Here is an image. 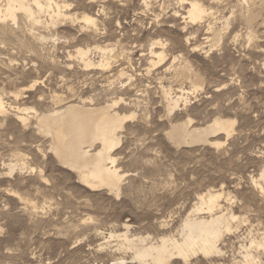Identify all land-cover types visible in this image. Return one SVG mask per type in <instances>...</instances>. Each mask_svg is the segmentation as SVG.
<instances>
[{
	"label": "rangeland",
	"instance_id": "rangeland-1",
	"mask_svg": "<svg viewBox=\"0 0 264 264\" xmlns=\"http://www.w3.org/2000/svg\"><path fill=\"white\" fill-rule=\"evenodd\" d=\"M7 1L0 0V264H139L110 234L147 245L180 239L208 193L221 195L214 213L228 219L219 253L169 264H245L243 254L264 264V193L256 186H264V0H54L65 15L58 25L34 5L44 0H28L34 19L11 17ZM197 1L207 12L198 22L188 14ZM85 16L96 27H86ZM79 50L88 52L83 60ZM167 91L182 99L173 113ZM114 102V112L134 115L112 152L125 175L119 196L81 182L37 125L69 104ZM215 118L236 121V133L191 147L168 136L175 124L205 127ZM136 136L146 141L142 156L134 154ZM153 157L147 175L131 174L133 160Z\"/></svg>",
	"mask_w": 264,
	"mask_h": 264
},
{
	"label": "bare ground",
	"instance_id": "bare-ground-1",
	"mask_svg": "<svg viewBox=\"0 0 264 264\" xmlns=\"http://www.w3.org/2000/svg\"><path fill=\"white\" fill-rule=\"evenodd\" d=\"M7 3L5 11L11 17H13L15 11H22L34 19L35 14L31 8L32 6L28 4V0H8ZM34 5L37 6L41 13L47 14L50 17L51 23L54 25H58L60 20L65 17L64 13L62 14L63 10L61 12L62 6L60 5V7L58 2H54V0H44L43 2L35 1ZM189 6L190 9L188 14L192 21L202 20L204 14L207 13L198 1L191 2ZM83 20L86 23V27H96L97 25L96 20L91 16H85ZM87 54L88 52L79 50V56L82 57V60ZM162 56L163 55H160V57ZM91 66H93V64L87 62L86 67ZM166 93L169 95L166 102L168 104L169 112L173 113L180 108V102H182V99L181 97H172V94L168 93V91ZM165 95L166 94H164V96ZM116 105H118V102L99 108L69 104L65 108L38 116L39 119H37V125L41 128L42 133L52 136L54 143L51 148L55 152L57 158L65 166L77 171L81 182L91 189H107L116 196H119L122 191L121 185L124 181L125 175L120 174L119 169L116 166L117 160L112 156V152L121 144L119 132L124 128V122L127 119L134 118V115L122 116L119 113L114 112L113 109ZM2 109L3 103L0 101V110ZM192 121L193 120L189 119L187 122L179 123L177 125L175 124V126H172L169 131L168 136L170 140L178 147L211 144L209 137H212V135L216 136V134L219 133H224L226 140H228L236 133V121L231 119L215 118L205 127H192ZM39 127L37 130H39ZM41 130H39V133ZM49 135L45 136L48 137ZM97 144L100 145V148L93 153L92 149ZM213 144L219 147L224 143L216 142ZM262 176H264V172L262 173ZM199 199L200 205L192 211L191 215L185 219L181 226L180 239L163 237L160 242L155 245L154 243L147 245V242H149L147 241L148 238L144 237L130 239L127 233L122 235L110 234V239L123 238L124 245L133 250L134 259L137 260L139 264H169V261L174 256L181 257L184 260H188L197 254L213 256L212 254L219 253L220 251V248H218V241L221 240L222 228L228 222V219L227 215L222 213L223 211L221 213H214L216 209L220 210L223 208L218 204L221 195L208 193L206 195H201ZM205 211L209 212V217L193 216L194 213ZM252 243L254 244V242ZM125 246H123V249H125ZM243 250L245 251V249ZM242 257L246 258V260H243L245 262L241 260L245 264H260L253 262L250 255L244 257L243 254ZM123 260L118 261L117 259L108 264H126Z\"/></svg>",
	"mask_w": 264,
	"mask_h": 264
},
{
	"label": "snow or ice",
	"instance_id": "snow-or-ice-1",
	"mask_svg": "<svg viewBox=\"0 0 264 264\" xmlns=\"http://www.w3.org/2000/svg\"><path fill=\"white\" fill-rule=\"evenodd\" d=\"M181 2L186 3V0H181ZM145 3L147 4L148 0H145ZM65 7H68V5H65ZM160 46L164 47L165 45H160ZM131 143L134 145V154L138 153L142 156L143 152L147 150L145 148L146 141L143 136H136L135 138L132 139ZM155 158L156 157H153L151 160H133L132 164L129 165V170L131 174L140 175V172L138 171V169H142L145 175H147L148 169L145 168L144 166L151 164ZM33 171H35V169H33ZM261 180L264 181V176H261ZM256 186L262 193H264V186H261V184H257Z\"/></svg>",
	"mask_w": 264,
	"mask_h": 264
},
{
	"label": "water",
	"instance_id": "water-1",
	"mask_svg": "<svg viewBox=\"0 0 264 264\" xmlns=\"http://www.w3.org/2000/svg\"><path fill=\"white\" fill-rule=\"evenodd\" d=\"M196 146V145H195ZM185 147V146H184ZM191 147V146H190Z\"/></svg>",
	"mask_w": 264,
	"mask_h": 264
}]
</instances>
